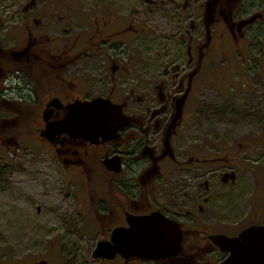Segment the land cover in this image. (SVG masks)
I'll list each match as a JSON object with an SVG mask.
<instances>
[{"label": "rangeland", "instance_id": "obj_1", "mask_svg": "<svg viewBox=\"0 0 264 264\" xmlns=\"http://www.w3.org/2000/svg\"><path fill=\"white\" fill-rule=\"evenodd\" d=\"M182 2L0 0V45L21 49L33 33L52 48L72 46L79 54L69 59V71L89 81L79 91L85 98L110 97L148 116L163 105L155 86L164 81L168 93L180 96L199 63L192 46L200 35L190 34ZM93 43L98 49L87 55ZM252 49L251 42L239 41L215 48L204 61L182 107V136L174 148L179 161L215 156L216 164L205 170L207 185L200 184L192 163L177 175L189 198L204 206L203 214L192 211L195 222L223 220L230 231L221 232L228 234L259 222L264 211V46ZM110 57L123 65L120 73L113 74ZM18 90L16 98L29 99L27 88ZM14 116L0 111L6 122ZM31 140L22 137L0 148V264H121L119 257L102 262L92 256L96 242L106 237L89 200L91 192L100 198L107 192L100 167L79 173L41 140ZM136 170L128 167L122 176L131 191Z\"/></svg>", "mask_w": 264, "mask_h": 264}, {"label": "flooded vegetation", "instance_id": "obj_2", "mask_svg": "<svg viewBox=\"0 0 264 264\" xmlns=\"http://www.w3.org/2000/svg\"><path fill=\"white\" fill-rule=\"evenodd\" d=\"M182 7L186 11L184 16L190 34L195 36L193 32L198 31L196 34L200 35L198 43L192 46L199 63L187 77L186 90L180 96L171 95L164 81L157 84L153 94L163 105L148 116H137L128 111L124 102L108 97L113 102L121 103L124 113L131 118L129 126L119 131L117 137L105 142L100 138L99 143H92L81 138L72 139L65 134L50 142L41 135L47 123L64 118L66 106L75 100L87 99L79 91L89 81H78L69 71L72 67L69 59L78 56V49L71 46L69 50H62L58 45L52 48L33 36V33L28 35L26 45L21 49L5 50L0 45V98L22 100L28 109L33 108V113L28 114L31 117L34 115L30 132L25 131L17 137L10 136L0 141V148H7V144L13 140L16 144L22 137L33 142L31 138L35 136L46 144V147H41L49 149L68 168L97 173L96 168L100 167L105 174L101 189L107 185V192L101 198L91 192L89 200L92 202L96 227L106 233L102 239L110 240L116 228H130L128 218L152 213L161 219L163 227L175 224L179 228L182 248L177 254L158 259L116 255L112 259H98L102 262L119 257L121 264H222L229 252L222 250L217 236L234 237L242 231L236 234L221 232L230 231L227 226H223V220H206L204 224L195 222L192 211L203 214L204 206L189 198L185 181L177 174L191 169L192 163L199 171V179H202L200 184L203 182L207 185L205 170L207 166L216 164V158L203 159L202 154L199 155L201 159L192 160L189 157L187 161L184 158L179 161L180 152L174 148L182 136L178 128L183 121L182 107L191 92L192 79L196 72H200L204 61H209L214 49H227L239 41L251 42V48L255 50L264 46V0H183ZM110 43L106 42L107 45ZM96 49L98 45L93 43L85 53L89 55ZM109 67L113 74L123 69V65L112 57ZM8 85L22 90L27 88L29 99L16 98V95L9 97L5 91L10 87ZM44 110H47L45 114ZM14 124L15 118L10 122L0 119V126ZM112 158L118 159L121 166L119 172L105 166L104 161ZM134 165L137 170L131 178L134 181L131 187L136 191H131L122 176L128 167ZM225 175L221 177L223 182L226 180ZM169 183L175 187L172 191L165 188ZM175 191H178L177 196ZM200 199L204 201V195H200ZM263 215L259 222L249 226L263 224Z\"/></svg>", "mask_w": 264, "mask_h": 264}, {"label": "water", "instance_id": "obj_3", "mask_svg": "<svg viewBox=\"0 0 264 264\" xmlns=\"http://www.w3.org/2000/svg\"><path fill=\"white\" fill-rule=\"evenodd\" d=\"M65 109L63 119L47 123L45 130L41 132L50 142L63 134L92 143H99L100 138L105 142L117 137L120 130L130 125V117L123 113L122 106L107 98L76 100ZM46 112L44 110V114ZM104 164L114 172L120 171L118 159H107ZM128 221L130 228H116L112 231L110 240L97 242L92 252L94 258L112 259L120 255L158 259L177 254L181 250V233L175 224L169 223L171 226L163 227L161 219L154 213L131 217ZM217 237L222 250L229 252L222 264H264V223L250 226L234 237ZM38 264H46V261Z\"/></svg>", "mask_w": 264, "mask_h": 264}, {"label": "trees", "instance_id": "obj_4", "mask_svg": "<svg viewBox=\"0 0 264 264\" xmlns=\"http://www.w3.org/2000/svg\"><path fill=\"white\" fill-rule=\"evenodd\" d=\"M0 111L11 112L15 115L14 125L0 126V141L10 136L17 137L25 131L30 132L32 129L34 115L31 117L28 112L33 113V108L28 109L24 102L0 98ZM105 189L107 190V185L103 187V190Z\"/></svg>", "mask_w": 264, "mask_h": 264}]
</instances>
